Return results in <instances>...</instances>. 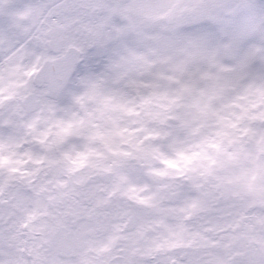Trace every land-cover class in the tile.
Listing matches in <instances>:
<instances>
[{
  "label": "flooded vegetation",
  "instance_id": "af4514ba",
  "mask_svg": "<svg viewBox=\"0 0 264 264\" xmlns=\"http://www.w3.org/2000/svg\"><path fill=\"white\" fill-rule=\"evenodd\" d=\"M97 1L53 0L52 9L63 15L49 42L60 40L63 50L76 46L83 56L78 42L88 43L86 10L95 12ZM45 87L32 86L23 99L40 102ZM131 87L129 99L89 105L90 121L85 105L80 125L64 137L50 131L45 140L27 138L36 151L27 154L30 165L17 154L3 161L0 251L13 252L8 264H264L260 165L245 163L243 153L232 165L230 142L214 148V133L205 126L200 132L197 117L149 121L139 99L147 87ZM136 106L144 107L141 115L134 116ZM45 113L43 126L54 128L53 109Z\"/></svg>",
  "mask_w": 264,
  "mask_h": 264
},
{
  "label": "rangeland",
  "instance_id": "374dc122",
  "mask_svg": "<svg viewBox=\"0 0 264 264\" xmlns=\"http://www.w3.org/2000/svg\"><path fill=\"white\" fill-rule=\"evenodd\" d=\"M97 4L92 14L86 10L88 43L78 42L84 54L69 88L53 105L41 94L39 109L22 117L21 101L32 89V74L51 56L49 38L63 11L52 9L53 0H0V166L16 154L21 164L30 165L27 154L36 151L27 138L45 140L50 131L64 137L69 127L80 125L85 105L90 121L89 105L111 96L129 99L127 88L141 84L147 92L139 99L146 106H136L134 116L144 108L149 121L166 115L163 124L172 117H197L200 132L205 126L214 133V148L230 142L232 165L238 164V153L248 165L259 164L264 184V0ZM180 102L184 107H177ZM48 107L55 116V127L49 129L40 119L49 116ZM227 123L231 129L225 131ZM170 126L169 132H175ZM0 253V264L14 258L7 247Z\"/></svg>",
  "mask_w": 264,
  "mask_h": 264
},
{
  "label": "water",
  "instance_id": "95a60500",
  "mask_svg": "<svg viewBox=\"0 0 264 264\" xmlns=\"http://www.w3.org/2000/svg\"><path fill=\"white\" fill-rule=\"evenodd\" d=\"M51 51L57 54L54 58L45 59L31 78L34 87L46 84L45 97L57 100L72 77L75 66L81 61V51L75 46L67 47L62 54L60 40L50 42ZM26 115L37 110L39 100L26 98L22 103Z\"/></svg>",
  "mask_w": 264,
  "mask_h": 264
}]
</instances>
